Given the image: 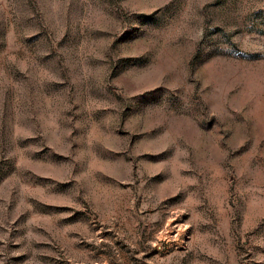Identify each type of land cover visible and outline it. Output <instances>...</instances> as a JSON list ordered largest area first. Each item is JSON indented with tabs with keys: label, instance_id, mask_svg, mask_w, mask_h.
I'll return each mask as SVG.
<instances>
[{
	"label": "rangeland",
	"instance_id": "374dc122",
	"mask_svg": "<svg viewBox=\"0 0 264 264\" xmlns=\"http://www.w3.org/2000/svg\"><path fill=\"white\" fill-rule=\"evenodd\" d=\"M0 264H264V0H0Z\"/></svg>",
	"mask_w": 264,
	"mask_h": 264
}]
</instances>
